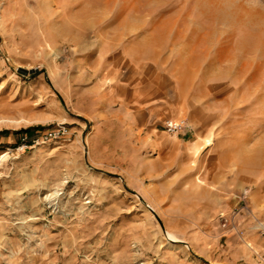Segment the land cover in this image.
Masks as SVG:
<instances>
[{
  "label": "rangeland",
  "instance_id": "rangeland-1",
  "mask_svg": "<svg viewBox=\"0 0 264 264\" xmlns=\"http://www.w3.org/2000/svg\"><path fill=\"white\" fill-rule=\"evenodd\" d=\"M263 224L264 0H0V264H264Z\"/></svg>",
  "mask_w": 264,
  "mask_h": 264
},
{
  "label": "built area",
  "instance_id": "built-area-1",
  "mask_svg": "<svg viewBox=\"0 0 264 264\" xmlns=\"http://www.w3.org/2000/svg\"><path fill=\"white\" fill-rule=\"evenodd\" d=\"M189 126V122L186 118L170 119L165 122V129L167 132L174 135H178L183 131L189 130ZM260 230L262 235H264V224L261 226Z\"/></svg>",
  "mask_w": 264,
  "mask_h": 264
},
{
  "label": "bare ground",
  "instance_id": "bare-ground-1",
  "mask_svg": "<svg viewBox=\"0 0 264 264\" xmlns=\"http://www.w3.org/2000/svg\"><path fill=\"white\" fill-rule=\"evenodd\" d=\"M229 16H230V14H229ZM5 156H6V155H5ZM3 157H4V156H3ZM4 158H5V157H4ZM169 232H170V231H169ZM172 239H175V240H176L177 237H176L174 234H172ZM248 246L250 247V249H253V250L255 249V248L253 247L254 245H253L252 243H248Z\"/></svg>",
  "mask_w": 264,
  "mask_h": 264
},
{
  "label": "crops",
  "instance_id": "crops-1",
  "mask_svg": "<svg viewBox=\"0 0 264 264\" xmlns=\"http://www.w3.org/2000/svg\"><path fill=\"white\" fill-rule=\"evenodd\" d=\"M260 244H261V242H260ZM255 248V247H254Z\"/></svg>",
  "mask_w": 264,
  "mask_h": 264
}]
</instances>
